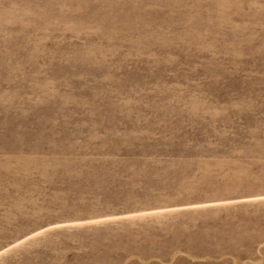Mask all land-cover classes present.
<instances>
[{
	"label": "rangeland",
	"instance_id": "rangeland-1",
	"mask_svg": "<svg viewBox=\"0 0 264 264\" xmlns=\"http://www.w3.org/2000/svg\"><path fill=\"white\" fill-rule=\"evenodd\" d=\"M0 264H264V0H0Z\"/></svg>",
	"mask_w": 264,
	"mask_h": 264
}]
</instances>
